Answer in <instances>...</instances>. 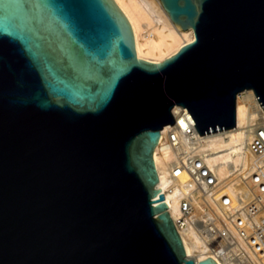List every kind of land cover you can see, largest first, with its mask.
<instances>
[{
  "label": "water",
  "instance_id": "water-1",
  "mask_svg": "<svg viewBox=\"0 0 264 264\" xmlns=\"http://www.w3.org/2000/svg\"><path fill=\"white\" fill-rule=\"evenodd\" d=\"M194 38L137 55L114 0H0V264L195 260L156 186L172 107L201 134L264 108V0H160Z\"/></svg>",
  "mask_w": 264,
  "mask_h": 264
},
{
  "label": "built area",
  "instance_id": "built-area-1",
  "mask_svg": "<svg viewBox=\"0 0 264 264\" xmlns=\"http://www.w3.org/2000/svg\"><path fill=\"white\" fill-rule=\"evenodd\" d=\"M252 96L259 117L247 140L251 160L244 169L218 172L205 146L211 132L199 133L185 106L175 104L173 124L160 130L157 151L169 154L166 169L179 191L178 215L172 218L183 243L193 245L187 255L195 260L264 264V108Z\"/></svg>",
  "mask_w": 264,
  "mask_h": 264
},
{
  "label": "bare ground",
  "instance_id": "bare-ground-1",
  "mask_svg": "<svg viewBox=\"0 0 264 264\" xmlns=\"http://www.w3.org/2000/svg\"><path fill=\"white\" fill-rule=\"evenodd\" d=\"M114 1L131 24L137 55H144L145 59L160 60L162 57H168L194 38L193 29L188 31L175 23L159 0ZM253 92L252 88H247L237 93L234 127L213 131L205 136V146L210 153L208 160L217 165L221 175L238 168L244 169L251 160L247 151V140L252 124L256 123L259 117L256 103L253 101ZM153 158L158 174L156 186L163 192L171 216L176 217L179 191L172 187L176 181L169 177L166 169L169 154L158 153L155 145ZM181 178L188 179L185 175ZM183 239L185 240L184 237ZM184 246L186 252L190 253L193 245L184 241Z\"/></svg>",
  "mask_w": 264,
  "mask_h": 264
},
{
  "label": "rangeland",
  "instance_id": "rangeland-1",
  "mask_svg": "<svg viewBox=\"0 0 264 264\" xmlns=\"http://www.w3.org/2000/svg\"><path fill=\"white\" fill-rule=\"evenodd\" d=\"M159 2H160V0H159ZM189 31V30H188Z\"/></svg>",
  "mask_w": 264,
  "mask_h": 264
}]
</instances>
